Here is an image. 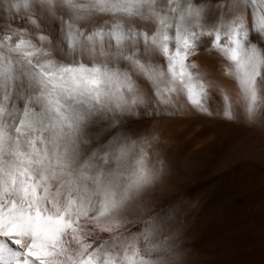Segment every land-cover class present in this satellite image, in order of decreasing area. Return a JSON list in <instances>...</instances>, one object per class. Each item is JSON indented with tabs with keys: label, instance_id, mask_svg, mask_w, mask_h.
<instances>
[{
	"label": "snow or ice",
	"instance_id": "6c2138e0",
	"mask_svg": "<svg viewBox=\"0 0 264 264\" xmlns=\"http://www.w3.org/2000/svg\"><path fill=\"white\" fill-rule=\"evenodd\" d=\"M0 14V264H195L158 195L159 138L128 120L187 108L233 120L239 105L254 121L264 0H0ZM44 22L59 24L65 59ZM205 39L236 101L194 71Z\"/></svg>",
	"mask_w": 264,
	"mask_h": 264
},
{
	"label": "rangeland",
	"instance_id": "374dc122",
	"mask_svg": "<svg viewBox=\"0 0 264 264\" xmlns=\"http://www.w3.org/2000/svg\"><path fill=\"white\" fill-rule=\"evenodd\" d=\"M0 21L7 23V18L0 14ZM96 23H102V19ZM144 27L150 29L152 26ZM44 28L52 35L54 54L58 59H65L57 46L59 24L44 22ZM250 39L255 41L257 37L252 35ZM207 47L205 39L198 54L190 57L197 64L194 71L203 74L214 85L231 90L228 94L236 101L237 84L223 74L226 61L215 53L209 54ZM156 59L165 64L163 57ZM139 82L150 91L146 82ZM211 92L213 108H217L221 104L218 89L213 87ZM235 111L236 119L228 120L223 116L203 115L191 108L176 115L160 116H144L141 109L138 119L128 120V128L134 134L159 138L155 147L167 162L169 177L167 183L166 179L164 182L167 188L161 185L158 194L159 197L164 194L166 198H160L166 204H175L182 221V243L199 258L197 264H264V112L249 122L239 105L235 106ZM172 175L175 178L170 179ZM170 180H174V184ZM164 190L166 193L168 190L169 195L161 193ZM207 216L208 219L212 217L211 221ZM213 218L217 223L214 224ZM202 221L211 222V227ZM198 235L202 239L197 238ZM204 240L209 245L203 243ZM207 250L211 251L210 257Z\"/></svg>",
	"mask_w": 264,
	"mask_h": 264
},
{
	"label": "bare ground",
	"instance_id": "6f19581e",
	"mask_svg": "<svg viewBox=\"0 0 264 264\" xmlns=\"http://www.w3.org/2000/svg\"><path fill=\"white\" fill-rule=\"evenodd\" d=\"M230 88H231V87H230ZM226 91H227L228 93H230L231 90L228 91V89H226ZM233 93H234V92H233ZM237 93H238V92H237ZM234 94H235V93H234ZM234 94H233V95H234ZM235 96H236V95H235ZM236 98H237V96H236ZM184 175H185V174H184ZM167 176H168V175H167ZM170 176H171V175H170ZM168 177H169V176H168ZM168 177L166 178V182L164 181L165 183H167ZM173 178H175L174 175H172V178H170V179H173ZM177 179H179V177H177ZM177 179H176V181H178ZM170 181H172V180H170ZM181 181H182V180H181ZM173 182H174V180L172 181V184H174ZM190 182H191V181H190ZM165 183H164V184H165ZM169 183H170V182H169ZM169 183H168V184H169ZM164 184H162L163 187L167 185V184H165V185H164ZM169 185H170V184H169ZM173 186H175V185H173ZM173 186H172V187H173ZM166 188H167V186H166ZM168 188H169V187H168ZM170 188H171V187H170ZM170 188H169V189H170ZM180 188H181V187H180ZM161 189H164V188L161 187ZM159 191H160V190H159ZM159 191H158V192H159ZM165 191H166V190L162 191L161 193H163V192L166 193ZM168 192H169V191L167 190L166 195H167V194L169 195ZM161 193H160V194H161ZM174 193H175V192H174ZM177 194H178V193H177ZM158 195H159V194H158ZM162 195H163V196H162ZM160 197L162 198V197H165V196H164V194H161ZM165 198H166V197H165ZM162 200H163V198H162ZM164 200H165V199H164ZM169 200H170V199H169ZM225 201H226V200H225ZM169 202L171 203V200H170ZM171 205H173V204L171 203ZM174 205H175V204H174ZM174 205H173V206H174ZM215 205H216V204H215ZM225 205H226V204H225ZM229 207H230V206H229ZM212 208H213V207H212ZM227 209H228V208H227ZM217 210H218V209H217ZM222 210H223V209H222ZM209 211H210V210H209ZM213 211H214V210H213ZM215 211H216V210H215ZM225 211H226V209H225ZM209 213H212V211L209 212ZM214 213L216 214L217 212H214ZM214 213H213V214H214ZM224 214H225V213H224ZM217 215H218V214H217ZM219 215H220V214H219ZM223 216H224V215H223ZM208 218H209V216H207V219H208ZM211 218H212V217H211ZM211 218H210V219H211ZM231 218H232V217H231ZM201 219H202V218H201ZM210 219H208V220H210ZM203 220H206V219H203ZM217 220H218V219H217ZM224 220H225V216H224ZM226 220H227V219H226ZM210 221H211V220H210ZM210 221H209V222H210ZM213 221H214V224L217 223L216 220H214V218H213ZM242 221H243V220H242ZM205 222L208 223L207 221H205ZM205 222L202 221V223H205ZM245 222H246V221H245ZM199 223H200V222H199ZM235 223H236V222H235ZM210 224H212V223H211V222L208 223L209 227H211ZM248 224H249V223H248ZM217 225H218V224H217ZM228 225H229V224H228ZM251 225H252V224H251ZM200 226H201V225H200ZM200 226H199V227H200ZM194 227H195V226H194ZM197 227H198V226H197ZM204 227H206V225H205ZM230 227H231V226H230ZM202 228H203V227H201V229H202ZM206 228H207V227H206ZM201 229L199 230V232L201 231ZM204 229H205V228H203V230H204ZM209 229H210V228H209ZM213 229H214V227H213ZM217 229H218V228H217ZM244 229H245V228H244ZM197 230H198V229H197ZM232 230H233V229H232ZM226 231H227V230H226ZM238 231H239V230H238ZM184 232H185V231H184ZM209 232H210V231H209ZM230 232L232 233V231H230ZM201 233H202V232H201ZM212 233H213V232H212ZM222 233H223V232H222ZM222 233H221V234H222ZM244 233H245V232H244ZM244 233H243V234H244ZM188 234H189V233H188ZM208 234H209V233H208ZM227 234H228V233H227ZM182 235H184V233H183ZM200 235H201V234H200ZM226 236H228V235H226ZM182 237H183V236H182ZM187 237H188V236H187ZM196 237L199 238L200 236L198 235V236H196ZM263 237H264V236H263ZM200 238L202 239V237H200ZM219 238H220V236H219ZM237 238H238V237H237ZM188 239H189V238H188ZM181 240H183V239L181 238ZM198 240H200V239H198ZM212 240H213V239H212ZM216 240H217V239H216ZM216 240H215L214 242H216ZM201 241H202V240H201ZM201 241H200L199 243H201ZM222 241H223V239H222ZM225 241H226V240H225ZM211 242H212V241H211ZM234 242H235V241H234ZM203 243H205V240H204ZM207 243H208V242H207ZM207 243H205V244H206V245H209V243H208V244H207ZM212 243H213V242H212ZM232 243H233V242H232ZM205 244H202V246H203V247L206 246ZM210 244H211V243H210ZM219 245H220V244H219ZM237 245H238V244H237ZM212 246H214V245L212 244ZM215 246H216V245H215ZM222 246H223V245H222ZM229 246H230V245H229ZM218 249H219V248H218ZM224 249H225V247H224ZM227 249H228V248H227ZM235 249H236V248H235ZM207 251H208V250H207ZM207 251H206V252H207ZM214 251H215V250H214ZM227 251H228V250H227ZM231 251H232V250H231ZM233 251H235L234 248H233ZM239 251H240V250H239ZM244 251H246V249H245ZM244 251H242V253H243ZM209 252H211V251H208V254H209V257H210V253H209ZM222 252H223V251H222ZM236 252H237V251H236ZM250 252H251V251H250ZM224 253H225V252H224ZM232 253H234V252H232ZM237 253H238V252H237ZM237 253H235V254H237ZM235 254H234V255H235ZM251 254H252V253H251ZM242 255L244 256V254H242ZM235 256H236V255H235ZM243 256H242V257H243ZM223 257H224V256H223ZM223 257H222V258H223ZM226 257H227V256H226ZM230 257H231V256H230ZM244 257H245V256H244ZM202 258H203V257H202ZM228 258H229V256H228ZM235 258H237V256H236ZM239 258H240V257H239ZM250 258H251V257H250ZM193 259H194V261H195V264H197V263L199 262V258L196 257V256H194V255H193ZM210 259H211V258H210ZM218 259H219V258H218ZM226 259H227V258H226ZM231 259H232V258H231ZM204 260H205V259H204ZM219 261H220V260H219ZM243 261H244V260H243ZM202 262H203V261H202ZM204 262H206V261H204ZM221 262H222V261H221ZM221 262H220V263H221ZM229 262H231L230 259H229ZM232 262H233V261H232ZM240 262H241V261H240ZM207 263H208V262H207ZM207 263H206V264H207ZM233 263H234V262H233ZM199 264H200V263H199ZM223 264H224V263H223ZM225 264H227V263H225ZM234 264H236V262H235Z\"/></svg>",
	"mask_w": 264,
	"mask_h": 264
}]
</instances>
